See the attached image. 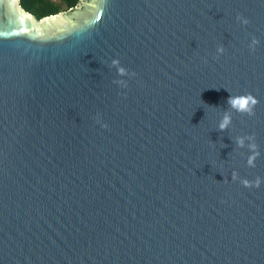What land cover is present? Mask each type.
Listing matches in <instances>:
<instances>
[{
	"label": "water",
	"instance_id": "obj_1",
	"mask_svg": "<svg viewBox=\"0 0 264 264\" xmlns=\"http://www.w3.org/2000/svg\"><path fill=\"white\" fill-rule=\"evenodd\" d=\"M0 264H264V0H0Z\"/></svg>",
	"mask_w": 264,
	"mask_h": 264
},
{
	"label": "clouds",
	"instance_id": "obj_2",
	"mask_svg": "<svg viewBox=\"0 0 264 264\" xmlns=\"http://www.w3.org/2000/svg\"><path fill=\"white\" fill-rule=\"evenodd\" d=\"M248 21H245L247 23ZM257 41L254 40V43ZM121 72H123V69H121ZM228 103L230 104L231 108L235 111L241 113V114H248V115H254V106L258 103V99L253 96L251 93L247 95H238V96H230ZM231 123V115L230 113H225L224 118L220 122V129L224 130L228 127V125ZM248 139H252V137H248ZM244 137L238 138V144L240 147H244ZM250 149H256L257 145L255 143L248 145ZM259 155V152H254L253 155H250L248 157V165L249 166H255V159ZM238 176L237 172L233 173V179H236ZM242 184L246 187H259L261 185V180L259 177L253 182L249 181L248 179H244L242 181Z\"/></svg>",
	"mask_w": 264,
	"mask_h": 264
},
{
	"label": "trees",
	"instance_id": "obj_3",
	"mask_svg": "<svg viewBox=\"0 0 264 264\" xmlns=\"http://www.w3.org/2000/svg\"><path fill=\"white\" fill-rule=\"evenodd\" d=\"M79 3L80 0H59V3L51 0H19L21 8L36 18L57 14L61 11L67 12L77 7Z\"/></svg>",
	"mask_w": 264,
	"mask_h": 264
},
{
	"label": "rangeland",
	"instance_id": "obj_4",
	"mask_svg": "<svg viewBox=\"0 0 264 264\" xmlns=\"http://www.w3.org/2000/svg\"><path fill=\"white\" fill-rule=\"evenodd\" d=\"M51 1H53L55 3H59V0H51ZM61 12H65V11H61Z\"/></svg>",
	"mask_w": 264,
	"mask_h": 264
}]
</instances>
